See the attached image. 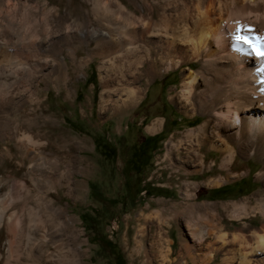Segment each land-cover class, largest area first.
<instances>
[{
	"label": "rangeland",
	"instance_id": "rangeland-1",
	"mask_svg": "<svg viewBox=\"0 0 264 264\" xmlns=\"http://www.w3.org/2000/svg\"><path fill=\"white\" fill-rule=\"evenodd\" d=\"M122 1L131 5L128 0ZM98 2L101 13L99 19L90 21L94 26L110 22L108 17L102 16L104 0ZM60 4L62 9L75 15L88 7L79 0H62ZM16 15L11 19L12 30L8 27L10 32L21 31L19 15ZM8 39L0 34L2 46L14 43ZM13 55L17 60L32 61L17 52ZM79 56L83 60L89 58L84 50ZM157 60L154 54L133 72L126 70L125 77L120 78L124 81L116 85H136L141 95L131 108L115 114L101 112L98 107L101 85L97 57L84 66L82 76L75 77L71 73L69 86L74 93L62 92L59 96L53 85L56 73L48 82L39 83L41 77H37L36 68L28 70L34 82L31 93L24 90L22 83L13 85L10 94L5 93L1 84H7L13 74L24 73L17 68L16 61L10 66L0 62V208L3 210L0 213V264H115L118 255L126 264H226L223 261L225 250H214L219 240L213 236L199 243L192 239L184 219L176 218V208L199 202L232 203L236 206L232 213L238 215L244 211V206L250 208L258 201L264 202V156L243 155L236 145L233 166L219 170L216 165L209 171L204 168L195 174L188 173L201 166L189 162L185 148L180 147L177 152L168 150L169 145H176L189 131L200 134L201 138L212 136L218 105L212 98H202L207 94L205 84L209 74H205L201 60H186L170 68ZM189 67L198 73V79L190 94L184 95L182 80ZM125 78L134 82L129 83ZM13 89L23 93L24 103L17 100ZM32 95L45 100L53 123L52 128H42L39 123V129L33 130L46 141L38 146L43 153L34 158L16 134L17 122L35 118L37 104ZM155 120H159L161 126L149 132L148 127ZM202 123L207 125L205 131L198 130ZM45 130L50 132L44 134ZM222 130L218 131L224 139L233 132L225 131H228L227 125ZM60 132L84 138L83 152L79 144L59 139ZM147 136H154V143L140 147ZM203 148L207 164L220 162V152L210 150L207 144ZM219 177L222 180L218 183L209 182ZM185 181L187 183L183 184ZM187 195L191 198L187 199ZM232 219L225 217L223 223L228 228L240 225V219ZM250 222L255 225L258 218ZM156 230L164 238L161 245L157 242L164 256L157 255L150 247L153 239L158 241ZM201 230L198 235L202 234Z\"/></svg>",
	"mask_w": 264,
	"mask_h": 264
},
{
	"label": "bare ground",
	"instance_id": "bare-ground-1",
	"mask_svg": "<svg viewBox=\"0 0 264 264\" xmlns=\"http://www.w3.org/2000/svg\"><path fill=\"white\" fill-rule=\"evenodd\" d=\"M60 1L62 0H0V21L1 19L5 21L0 22V34L14 42L9 47L0 44V62L10 66L16 61L17 68L19 67L24 73L23 75L13 74L7 84H1L5 93L10 94L13 85L19 83L24 84V90L31 93L34 82L28 70L36 68L38 69L37 77H41L39 83L48 82V78L56 73L53 85L58 91V96L62 92H65V95L66 93L71 95L74 93L72 86H69V83H72L71 73L75 77L82 76L84 66L97 57L99 58L98 69L101 85L98 107L101 112L112 111L115 114L135 104L141 95V89L136 85L122 87L116 85L124 81L120 78L125 77L126 70L131 72L144 59L148 60L154 54L162 65H167L169 68L172 65H180L186 60H201L203 62L201 67L205 74H209L206 77L208 82L205 84L207 94L202 95V98L203 100H206V97L212 98L211 101L218 105V112L215 114L217 120L211 130L213 135L201 138L200 134L189 131L183 138L178 139L176 145L170 144L168 150L177 151L180 147L186 149L185 156L189 158V162L198 163L197 165L201 166V169L195 167L189 170L190 174L198 173L204 168L209 171L216 165L219 170L233 166V159L237 152L236 145H238L239 153L243 155L264 156V71H256L257 68L264 67V56L257 55L254 50V47L264 50V39H261L264 38V0H128L130 6L122 0H104L102 16L108 17L110 22L100 24V26L91 24L92 19H97L98 14L101 13L98 9L99 0H79L86 3L88 7L82 9L77 15L62 9ZM16 14L19 15L21 31L19 29L15 33L10 32L8 27L12 30L11 19ZM86 22L89 24L86 25ZM237 36L247 37L249 43L244 40L238 41ZM241 43L243 44L239 47ZM244 45H246L245 48H243ZM81 50H84L89 58L85 60L80 58ZM14 52L32 61L27 63L22 58L14 59ZM125 79L128 80V78ZM197 79L198 73L193 69L185 74L182 80L184 95L190 94ZM128 82L133 83L134 81L130 79ZM33 93L35 94V90ZM14 94L19 102H25L22 92L16 90ZM32 100L37 104L34 112L35 118L29 122L19 120L17 131H15L18 140L27 152L32 153L31 158H34L39 153H43L38 150V146L44 145L46 141L33 130L39 129V123L42 128H52L53 123L45 108V100L34 96ZM158 121L155 120L149 125V132L160 128L161 122ZM226 125L228 131H225L233 130V132L228 135L227 139H224L221 138L218 130L223 131L222 128ZM206 128L207 125L202 123L198 130L205 131ZM45 132L48 133L50 130H45L44 134ZM57 137L62 141L79 144L80 152H83L84 138L64 132H60ZM206 144L210 150L221 153V160L218 164L216 160L209 164L206 163L202 152ZM220 178L222 177L212 178L209 182L218 183L222 180ZM234 208L236 206L232 203L199 202L186 204L185 207L179 205L175 216L184 219L190 237L198 243L207 236L218 239L219 245L214 250H225L223 261L225 260L226 264H264V202L258 201L250 208L244 206L242 208L244 211L238 215L232 213ZM0 209L2 213V207ZM225 217L231 220L232 218L240 219L241 223L234 228H228L223 223ZM257 218L258 223L251 224L250 221ZM247 220L250 221L247 222ZM200 228L202 234L198 235ZM156 233L158 241L156 239L154 242L153 239L150 247L158 253L155 252V254L162 256L163 248L158 247L157 242L161 245L164 238L160 231ZM234 244L237 247H234ZM184 248L188 249L185 244ZM9 252L12 253V250ZM190 252H192L191 249ZM258 254L261 255L260 259L256 258Z\"/></svg>",
	"mask_w": 264,
	"mask_h": 264
},
{
	"label": "snow or ice",
	"instance_id": "snow-or-ice-1",
	"mask_svg": "<svg viewBox=\"0 0 264 264\" xmlns=\"http://www.w3.org/2000/svg\"><path fill=\"white\" fill-rule=\"evenodd\" d=\"M236 39L239 40H244L246 43H249L248 38L247 37H242V36H237ZM264 39V38H261ZM254 50L256 51V54L259 56H264V50H261L259 47H254ZM256 71L260 72V71H264V67L261 68H257Z\"/></svg>",
	"mask_w": 264,
	"mask_h": 264
},
{
	"label": "trees",
	"instance_id": "trees-1",
	"mask_svg": "<svg viewBox=\"0 0 264 264\" xmlns=\"http://www.w3.org/2000/svg\"><path fill=\"white\" fill-rule=\"evenodd\" d=\"M153 137L154 136H147L146 139L143 141V143H145L147 141H150L151 139L153 140ZM115 264H126V261H125V259L121 255H118L116 257Z\"/></svg>",
	"mask_w": 264,
	"mask_h": 264
},
{
	"label": "flooded vegetation",
	"instance_id": "flooded-vegetation-1",
	"mask_svg": "<svg viewBox=\"0 0 264 264\" xmlns=\"http://www.w3.org/2000/svg\"><path fill=\"white\" fill-rule=\"evenodd\" d=\"M151 143L153 144V143H154V140L151 139L150 141H147V142H145V143L142 142V143L140 144V147H142V146H144V145H150Z\"/></svg>",
	"mask_w": 264,
	"mask_h": 264
}]
</instances>
